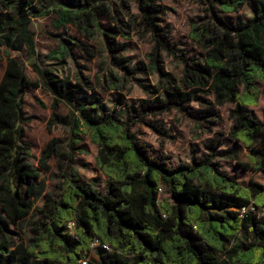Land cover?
<instances>
[{
    "label": "trees",
    "instance_id": "16d2710c",
    "mask_svg": "<svg viewBox=\"0 0 264 264\" xmlns=\"http://www.w3.org/2000/svg\"><path fill=\"white\" fill-rule=\"evenodd\" d=\"M164 1L0 0V48L7 59L0 79V264H264V120L247 109L258 103L257 84L264 94V0H253V15L234 23L225 15L238 14L248 0H192L202 14L189 34L202 50L196 59L171 41L172 29L162 22L168 13ZM51 15L56 29L72 26L79 37L68 29L54 35L59 45L45 56L50 65L42 69L31 25ZM135 38L149 40L153 48L132 65L123 53ZM13 51H25L36 81ZM78 55L101 60L93 77ZM164 58L182 65L179 78L167 72ZM69 60L73 74L63 70ZM140 72L157 77L148 91L151 100L122 119L117 106ZM29 89L52 96L47 129L65 133L41 152L40 164L55 158L59 173L39 211L34 200L42 193L41 170L24 141L23 125L31 121L25 113ZM108 93L120 94L112 109L101 100ZM227 104L235 105L229 112L233 175L219 164L227 154L220 150L222 139L208 141L207 151L174 167L133 132L141 123L167 136L146 119L175 110L191 120L198 138L201 130L212 133L221 120L216 109ZM62 105L66 115L59 113ZM84 136L96 147L95 164L108 179L102 191L81 183L74 167L78 155L89 154ZM248 172L259 173L262 182L246 181ZM27 218L30 237L16 244L12 227ZM93 252L98 263L87 260Z\"/></svg>",
    "mask_w": 264,
    "mask_h": 264
},
{
    "label": "rangeland",
    "instance_id": "374dc122",
    "mask_svg": "<svg viewBox=\"0 0 264 264\" xmlns=\"http://www.w3.org/2000/svg\"><path fill=\"white\" fill-rule=\"evenodd\" d=\"M164 5L168 7L167 15L162 19L165 25H169L172 29L171 41L176 44L181 53L188 55L192 59L201 58L202 50L197 46L189 37L192 23L197 20L202 14L200 12L199 5L192 0H165ZM253 0L248 2L241 8L238 14L225 15V18L234 23L238 16L242 17L245 21L247 18L253 15ZM132 11L136 12V7L132 6ZM55 15L49 17H42L33 20L31 25L32 31L35 33L36 48L41 55L38 58V63L42 69L49 67V63L45 61V56L56 49L59 45L57 38L54 36L61 33L63 30L68 29L70 35L79 37L78 31L70 26L69 28L56 29L53 25ZM103 27L108 26V22L103 19L101 21ZM122 42V41H121ZM153 48V44L149 40L133 39L126 42L125 51L123 57L132 63L137 64L140 61L145 60L146 54L150 53ZM3 49L0 48V79L2 78L6 68V56L3 55ZM11 55L26 62V75L31 81L37 80V75L32 71L30 62L27 59L25 51L11 52ZM79 61L82 65L87 67L86 74L93 77L99 70L101 60L95 58L87 61L78 55ZM165 59V68L167 72L176 78L180 77L182 65L173 61L172 59ZM63 70L67 74L75 73V67L69 60L63 65ZM157 84V77L149 76L146 73L140 72L137 75V80L132 81L130 86L132 87L131 93L126 97L122 105L117 106V114L122 119L129 118L132 113L133 106L141 101H150L148 91L153 89ZM259 91V100L256 106L249 107V111L259 121L264 120V94L262 92V84H257ZM120 94L108 93L101 95V100L107 109L114 107V100ZM41 100L46 108H41L36 104V100ZM52 102V96L42 89H29L25 96V113L31 118L30 122L23 125L25 129V143L30 145L32 153L35 156L33 164L35 167L41 170V185L42 193L38 199L34 200V210L39 211L43 208V202L46 195L54 190L56 182L53 179V175L58 174V163L55 158L50 160L46 167L42 166L39 162L41 152L45 149L48 142L53 138H63L65 133L61 127L53 130L51 133L47 129V123L51 116L50 105ZM235 108V105L227 104L224 107L216 109L220 115L221 120L216 123L212 133L206 131H199V137L196 138L194 132V124L190 119L186 118L183 114L177 111H172L170 114L161 115L158 117H149L146 121L150 123L159 124L162 129L167 131V136L158 137L147 125L136 124L133 126V132L138 138L144 141L146 144L152 147V150L156 154H163L168 158L169 163L172 166H177L180 163H190L192 153L201 154L206 150L205 144L210 140L222 139L221 151L226 152V156L219 161L221 169L227 173L234 174L235 162L232 160L234 148L233 142L229 139V133L233 122L229 116V112ZM198 109V107H195ZM68 108L65 105L61 106L60 114L66 115ZM82 146L89 151L88 155L80 154L77 156L74 167L78 173V178L81 183H92L97 189L102 191L107 183V178L97 168L95 164V156L97 154L96 147L91 143L88 136H84ZM247 150L244 149L241 155L240 161L243 163L247 161ZM255 179L262 182V177L259 173L248 172L245 178ZM140 192V191H139ZM30 218L22 221L18 227L13 228L14 231L13 242L18 244L22 239L28 240L30 237ZM73 227H71L72 229ZM240 237L231 242V246L239 243ZM97 244L95 243L94 246ZM87 260L93 263H98V257L96 253H90L87 256Z\"/></svg>",
    "mask_w": 264,
    "mask_h": 264
},
{
    "label": "built area",
    "instance_id": "2783aa9c",
    "mask_svg": "<svg viewBox=\"0 0 264 264\" xmlns=\"http://www.w3.org/2000/svg\"><path fill=\"white\" fill-rule=\"evenodd\" d=\"M245 212H246V209L245 208L242 209L241 213H245ZM82 264H87V261L86 260L82 261Z\"/></svg>",
    "mask_w": 264,
    "mask_h": 264
},
{
    "label": "crops",
    "instance_id": "0c3cea01",
    "mask_svg": "<svg viewBox=\"0 0 264 264\" xmlns=\"http://www.w3.org/2000/svg\"><path fill=\"white\" fill-rule=\"evenodd\" d=\"M258 88V87H257ZM249 107H247V109H248ZM249 110V109H248Z\"/></svg>",
    "mask_w": 264,
    "mask_h": 264
}]
</instances>
